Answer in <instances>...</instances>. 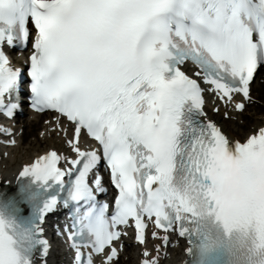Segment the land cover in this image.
<instances>
[{
  "label": "snow or ice",
  "instance_id": "6c2138e0",
  "mask_svg": "<svg viewBox=\"0 0 264 264\" xmlns=\"http://www.w3.org/2000/svg\"><path fill=\"white\" fill-rule=\"evenodd\" d=\"M17 46L24 67L9 55ZM261 69L264 0H0V114L13 118L22 98L54 112L71 153L23 165L18 187L0 193V264H48L46 225L61 208L71 264H116L126 230L144 244L149 224L164 246L184 238L196 264L220 246V225L237 234L227 264H264V126L240 142L205 111L210 94L243 115ZM102 166L111 204L98 199ZM249 187L248 205L230 195Z\"/></svg>",
  "mask_w": 264,
  "mask_h": 264
},
{
  "label": "bare ground",
  "instance_id": "6f19581e",
  "mask_svg": "<svg viewBox=\"0 0 264 264\" xmlns=\"http://www.w3.org/2000/svg\"><path fill=\"white\" fill-rule=\"evenodd\" d=\"M257 81V80H256ZM255 82V81H254ZM260 81H258L257 84H255L254 88L256 91L258 90H264V86L262 84H259ZM255 109V113H247V118H246V123L245 127H243V129H241V127L238 125L237 122L234 121H227V120H222L219 119L218 117H215L217 119H219L220 125L221 127L224 129L225 132L228 133L230 138L233 139H240V140H244L251 132H253L254 129H258V127H261L264 125V104H262L259 107L254 108ZM37 122L35 123H30L28 124V126H26L27 130L29 131V129L36 127ZM41 125V123H40ZM27 131V132H28ZM46 142V148L41 149L43 146H41L42 142L37 141L36 143H32L29 144L31 147L29 150H26L25 147L20 148L19 150H15V161H7V169H0L3 172V175L8 176L10 172H13L15 170H17L18 166H20V164L22 163H27L29 161H31V159L37 155L38 153L41 154L42 151L46 150L49 147H54V141L52 140H47ZM40 145L41 148L38 149L37 146ZM173 256L175 258V260L172 261H167L164 264H176L178 262H180V260H182V248H180V250H175L173 251ZM125 257H130V263L128 264H138V260H136L137 258L135 257V254L132 252V250L130 249L129 253H127V255Z\"/></svg>",
  "mask_w": 264,
  "mask_h": 264
},
{
  "label": "rangeland",
  "instance_id": "374dc122",
  "mask_svg": "<svg viewBox=\"0 0 264 264\" xmlns=\"http://www.w3.org/2000/svg\"><path fill=\"white\" fill-rule=\"evenodd\" d=\"M255 89V88H254ZM261 93V92H260ZM262 95H264V93H262ZM246 118H247V116H246ZM246 118H245V120H246ZM37 129H39V127H36ZM41 146H43L42 144H41ZM128 263H130V262H128ZM128 263H124V264H128Z\"/></svg>",
  "mask_w": 264,
  "mask_h": 264
}]
</instances>
